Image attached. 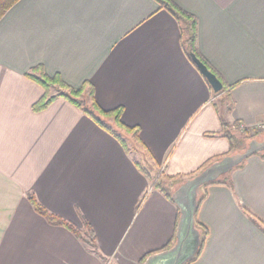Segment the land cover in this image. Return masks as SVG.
<instances>
[{
    "label": "crops",
    "instance_id": "1",
    "mask_svg": "<svg viewBox=\"0 0 264 264\" xmlns=\"http://www.w3.org/2000/svg\"><path fill=\"white\" fill-rule=\"evenodd\" d=\"M196 18L199 55L230 87L228 111L185 52L179 22L155 0H19L0 19V264H140L171 240L176 206L136 168L117 137L63 98L35 112L41 68L86 82L103 110L139 129L153 176L193 177L230 152L223 123L264 119V0H170ZM141 152H144L141 149ZM136 153V155H138ZM209 185L190 264H264V159ZM91 226L99 257L38 215Z\"/></svg>",
    "mask_w": 264,
    "mask_h": 264
},
{
    "label": "trees",
    "instance_id": "2",
    "mask_svg": "<svg viewBox=\"0 0 264 264\" xmlns=\"http://www.w3.org/2000/svg\"><path fill=\"white\" fill-rule=\"evenodd\" d=\"M19 0H0V19L1 17H4L6 12L18 2ZM159 5L166 9L181 25L182 27V33L185 35V52L186 56L190 60V53L194 54L221 82L219 76L216 74V72L210 67V65L199 55L197 48H196V43H197V21L196 18L190 14H187L180 8H178L176 5H174L170 0H155ZM191 62V60H190ZM193 64V63H192ZM194 66V65H193ZM195 67V66H194ZM196 68V67H195ZM197 69V68H196ZM26 77H28L30 80L34 81L40 88L42 89L43 93L41 98L39 99L38 102H36L33 106L32 109L35 112L42 111L46 109L55 99L57 98H63L69 103H71L74 107L77 109L81 110L86 116H88L91 120H93L98 126L107 129L109 132H111L114 136L117 137L118 141L122 145V147L125 149L126 153L129 154L130 150L127 148V144L122 139L121 135L119 132L124 133L126 135H132L134 141L138 146L144 150V154L152 160L151 155L149 152H147L144 148V146L141 144L140 138H139V129L136 127H130L125 125L121 121V114H122V109L121 108H116L113 110H103L101 109L97 102L95 101L94 94H93V89L88 84L87 82L83 84L79 88H72L68 85H66L58 75H55L53 77H49L46 74L43 73L41 68H34L31 70L30 73L26 74ZM222 83V82H221ZM223 90L221 94L224 96L223 98V103L227 104L228 111L232 108V103H231V97H230V87L225 86L223 83ZM55 86H58L60 88V91L57 92V94H51L50 89L54 88ZM88 89V98L89 101L86 103L82 99V94L85 92V90ZM211 90V89H210ZM212 92V96H215ZM114 124V126H113ZM224 128V132L222 135L228 139L230 142V152L228 155H232L235 152V149L238 147V145L249 139H252L254 135H251L249 129L243 128L241 129V126L237 123H234L233 126H229L226 123L222 124ZM252 137V138H251ZM238 140H240V143H238ZM259 155L262 159H264V151L256 154ZM227 156V155H226ZM224 157V156H223ZM219 160V159H218ZM217 161V160H216ZM244 163V162H243ZM243 163L238 166L235 169H238L242 167ZM136 168L138 171L145 176V178L152 183V187L162 193V195L167 198L169 201H171V190L170 186L174 185L175 183H180L183 182L186 179H189L188 177H166L163 174H159L158 176L154 177L151 172L153 171V168H157V165L155 162H153V168H146L142 164L136 163ZM204 167H207L206 165ZM203 170V169H202ZM234 170V169H233ZM230 180L228 175L220 179L216 182L209 183L205 186H203L200 190V195L198 197V205L202 202L204 199V193L203 191L205 188L209 185H229ZM27 199L29 203L31 204L32 208L34 211L46 219L48 223L54 226H60L71 232L76 238H78L80 241H82L84 244L88 246L90 251L94 254H96L99 257V254L96 249V243H95V235L94 232L89 225V223L81 218V227H77L72 223H69L51 213H49L44 207H42L35 199L33 195H28ZM195 227L200 233L201 241H200V249L199 252L196 256V258L199 256L203 245L205 243V240L207 238V230L199 225L196 222L195 219ZM175 241V232L171 238V240L168 242L166 246H164L162 249L152 252L150 254H146L142 260L140 261V264H143L145 259L154 254L158 253L164 250H167L170 248ZM195 258V259H196ZM194 260L186 263L190 264Z\"/></svg>",
    "mask_w": 264,
    "mask_h": 264
},
{
    "label": "water",
    "instance_id": "3",
    "mask_svg": "<svg viewBox=\"0 0 264 264\" xmlns=\"http://www.w3.org/2000/svg\"><path fill=\"white\" fill-rule=\"evenodd\" d=\"M190 60L214 94L223 90L218 78L192 53ZM264 151V142L252 140L242 152L227 155L212 162L198 174L181 182L171 193V201L178 210L175 241L167 250L148 256L143 264H186L194 260L200 249V233L195 227L198 193L203 186L225 178L246 159Z\"/></svg>",
    "mask_w": 264,
    "mask_h": 264
},
{
    "label": "rangeland",
    "instance_id": "4",
    "mask_svg": "<svg viewBox=\"0 0 264 264\" xmlns=\"http://www.w3.org/2000/svg\"><path fill=\"white\" fill-rule=\"evenodd\" d=\"M60 91V88L58 87V86H55L54 88H52V89H50V92H51V94H57V92H59ZM223 98H224V96H223ZM82 99L87 103L88 101H89V98H88V89L87 90H85V92L82 94ZM113 126H114V124H113ZM120 133V135H121V137H122V139H124V141L126 142V144H127V148H128V150H130V152H132V150H133V148H136V150L138 151H140V152H133V156H134V158H136L137 159V161L140 163V164H142V165H144L146 168H149L150 166H148V165H151V164H149L148 163V161H147V156H146V154H144L143 152H141V150H140V147L138 146V144H136V142L134 141V139L132 138L133 136L130 134V135H126V134H124V133H121V132H119ZM253 137V138H252ZM251 138L252 139H247V140H245V141H243V142H241L240 143V140H238V143H240L239 145H238V147L235 149V153L234 154H236V153H239V152H242V149L244 148V146H247L248 145V143L250 142V141H252V140H257V141H259V142H264V131H262V132H257L254 136H252ZM136 153L138 154V155H136ZM148 164V165H147ZM151 168V167H150ZM152 168H153V164H152ZM154 170H156L157 168H153ZM151 173H153V171L151 172ZM156 176H158V175H156ZM156 176H154V177H156ZM181 183V182H180ZM180 183H175L174 185H172V186H170V190H171V193L173 192V190H175L176 189V187L180 184ZM200 190H201V188H200ZM200 190H199V193H198V197H199V195H200ZM170 193V194H171Z\"/></svg>",
    "mask_w": 264,
    "mask_h": 264
},
{
    "label": "built area",
    "instance_id": "5",
    "mask_svg": "<svg viewBox=\"0 0 264 264\" xmlns=\"http://www.w3.org/2000/svg\"><path fill=\"white\" fill-rule=\"evenodd\" d=\"M244 127L241 126V129ZM251 135H255L257 132L264 131V119L260 122H258L255 126H252L251 128H248Z\"/></svg>",
    "mask_w": 264,
    "mask_h": 264
}]
</instances>
